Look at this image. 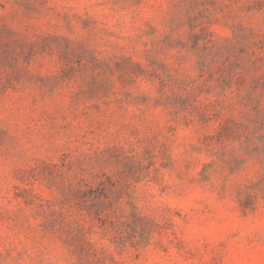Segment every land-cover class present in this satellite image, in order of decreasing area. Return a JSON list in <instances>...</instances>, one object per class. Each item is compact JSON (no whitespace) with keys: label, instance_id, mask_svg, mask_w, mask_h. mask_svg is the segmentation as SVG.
Here are the masks:
<instances>
[{"label":"clouds","instance_id":"1","mask_svg":"<svg viewBox=\"0 0 264 264\" xmlns=\"http://www.w3.org/2000/svg\"><path fill=\"white\" fill-rule=\"evenodd\" d=\"M0 264H264V0H0Z\"/></svg>","mask_w":264,"mask_h":264}]
</instances>
